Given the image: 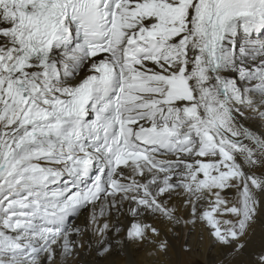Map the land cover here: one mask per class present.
<instances>
[{"label":"snow or ice","instance_id":"6c2138e0","mask_svg":"<svg viewBox=\"0 0 264 264\" xmlns=\"http://www.w3.org/2000/svg\"><path fill=\"white\" fill-rule=\"evenodd\" d=\"M245 147L264 0H0V264H135L141 217Z\"/></svg>","mask_w":264,"mask_h":264},{"label":"bare ground","instance_id":"6f19581e","mask_svg":"<svg viewBox=\"0 0 264 264\" xmlns=\"http://www.w3.org/2000/svg\"><path fill=\"white\" fill-rule=\"evenodd\" d=\"M254 151L255 160L247 147L240 152L239 167L203 181L189 177L155 215L142 216L135 264H264V192L241 174L264 173V150Z\"/></svg>","mask_w":264,"mask_h":264}]
</instances>
